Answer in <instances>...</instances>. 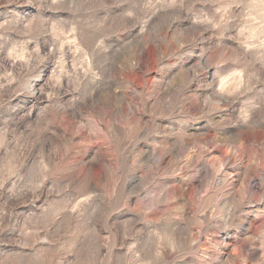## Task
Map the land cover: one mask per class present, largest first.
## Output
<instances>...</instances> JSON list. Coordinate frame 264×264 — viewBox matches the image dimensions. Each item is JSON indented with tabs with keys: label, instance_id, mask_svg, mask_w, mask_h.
Returning a JSON list of instances; mask_svg holds the SVG:
<instances>
[{
	"label": "clouds",
	"instance_id": "9594fccd",
	"mask_svg": "<svg viewBox=\"0 0 264 264\" xmlns=\"http://www.w3.org/2000/svg\"><path fill=\"white\" fill-rule=\"evenodd\" d=\"M0 264H264V0H0Z\"/></svg>",
	"mask_w": 264,
	"mask_h": 264
}]
</instances>
